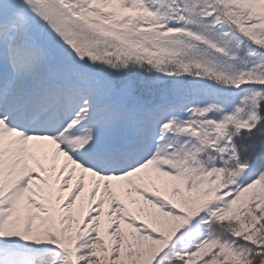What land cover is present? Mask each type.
Here are the masks:
<instances>
[{
    "label": "snow or ice",
    "instance_id": "snow-or-ice-1",
    "mask_svg": "<svg viewBox=\"0 0 264 264\" xmlns=\"http://www.w3.org/2000/svg\"><path fill=\"white\" fill-rule=\"evenodd\" d=\"M0 264H264V0H0Z\"/></svg>",
    "mask_w": 264,
    "mask_h": 264
}]
</instances>
